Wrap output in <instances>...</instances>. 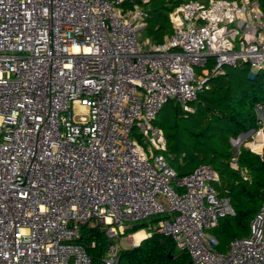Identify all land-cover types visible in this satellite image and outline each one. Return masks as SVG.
<instances>
[{
    "label": "built area",
    "instance_id": "obj_1",
    "mask_svg": "<svg viewBox=\"0 0 264 264\" xmlns=\"http://www.w3.org/2000/svg\"><path fill=\"white\" fill-rule=\"evenodd\" d=\"M127 2L0 0V264H91L77 243L82 223L104 231L101 262L115 264L114 240L158 215V233L192 264H264V197L248 237L218 252L205 231L233 210L210 184L217 173L202 164L180 176L130 138L135 126L165 151L153 122L169 98L188 112L225 66L264 70V14L256 0H188L155 44L140 40L144 8ZM255 110L248 148L260 154L264 104Z\"/></svg>",
    "mask_w": 264,
    "mask_h": 264
},
{
    "label": "trees",
    "instance_id": "obj_2",
    "mask_svg": "<svg viewBox=\"0 0 264 264\" xmlns=\"http://www.w3.org/2000/svg\"><path fill=\"white\" fill-rule=\"evenodd\" d=\"M134 1L132 0V2ZM143 1L145 0L138 1L137 4L147 5L151 2V0ZM177 1L168 0L160 7L161 9L156 7L145 11L147 13L146 34L151 35L153 43L160 44L165 37L171 36L167 29V25H170L169 13ZM256 1L264 14V0ZM225 76L226 73L208 77L205 84L196 92L197 95L198 92L214 89L219 92V101L222 105L218 116L222 122V133L220 131L213 136L218 144L221 141V134L223 135L225 148L221 155L224 169L213 170L218 175L219 187L223 189L222 193H216L219 197L229 201L233 215L225 216L215 227L209 229L212 231L210 236L217 243L215 249L219 245L218 237L229 232L231 221L239 226L249 225L264 197V144L260 154H256L243 146L236 151L229 142L230 139L236 140L240 135L247 134L249 131L255 132L259 127L255 108L257 104H264V70L256 71L253 78L246 77L242 84L233 79H222L216 82L214 87H209L208 84L211 80ZM196 95L193 100L196 99ZM183 112L191 114L192 109ZM262 133L264 139V127ZM202 142L203 145H206L205 141ZM232 158H235L237 169L231 167ZM241 170L246 175H243ZM162 218H164L162 215L151 216L133 223L131 228L125 231L124 236L139 232V230H145L146 233H150V236L142 240L137 246L120 249L118 261L115 264H192L186 252L178 251L170 238L158 233V222ZM79 234L77 243L86 249L91 264H103L101 257L110 242L104 231L96 225L82 223L79 226ZM92 243L94 246L91 245Z\"/></svg>",
    "mask_w": 264,
    "mask_h": 264
},
{
    "label": "rangeland",
    "instance_id": "obj_3",
    "mask_svg": "<svg viewBox=\"0 0 264 264\" xmlns=\"http://www.w3.org/2000/svg\"><path fill=\"white\" fill-rule=\"evenodd\" d=\"M138 1L141 0L127 2L121 7L130 9L133 4H137ZM165 1L168 2V0H151L147 5H137L144 8L145 11H148L156 7L157 9H161L160 7L165 4ZM185 1L188 0H178L176 5ZM198 1L203 3L206 2V0ZM167 26L168 31L172 34L171 26L169 24ZM146 33L145 28L140 36V40L148 38L152 42L151 35ZM212 67L213 63L209 60L204 68L211 71ZM204 68L194 67V75L198 76ZM255 72L256 69L249 64H240L238 67L225 66L223 73H226V76L223 78H215L211 80L208 85L209 87H214V84L222 79H233L242 84L244 79L248 77L249 73ZM219 97V92L214 89L198 92L196 99L188 103V106L192 109L191 114L184 113L182 105L176 100L169 98L162 105L153 122V125L159 128L164 136L166 150L163 152L155 151L153 146L149 143H144L139 129L135 126L131 127L130 138L136 140L142 145L145 152L152 149L153 155L161 154L165 158L167 164L179 175L190 174L202 163L208 164L214 170H222L224 169V165L222 163L223 157L221 153L225 148L223 135L221 134V141L218 144L213 136L215 133H220V131L222 133V122L218 117L222 108ZM246 140L248 141L247 143ZM202 141H205L206 145H203ZM252 141L253 136L251 131L247 134L240 135L236 140H229L236 151H238L241 146L248 148L251 147V145H255ZM210 184L217 193L223 192V189L219 187L218 181L211 182ZM205 232L207 235L212 233L209 229ZM248 235V224L239 226L231 221L229 232L221 234L218 237L219 245L216 249L219 252L226 253L231 241L246 238ZM125 237L114 240L115 243H118L121 249L132 247L130 240H126Z\"/></svg>",
    "mask_w": 264,
    "mask_h": 264
},
{
    "label": "bare ground",
    "instance_id": "obj_4",
    "mask_svg": "<svg viewBox=\"0 0 264 264\" xmlns=\"http://www.w3.org/2000/svg\"><path fill=\"white\" fill-rule=\"evenodd\" d=\"M253 149H256V148H253ZM257 149H259V148H257ZM144 237H145V233L143 231H139V232H136L135 234H133L130 239L132 240L133 244L137 245L142 240H144Z\"/></svg>",
    "mask_w": 264,
    "mask_h": 264
},
{
    "label": "water",
    "instance_id": "obj_5",
    "mask_svg": "<svg viewBox=\"0 0 264 264\" xmlns=\"http://www.w3.org/2000/svg\"><path fill=\"white\" fill-rule=\"evenodd\" d=\"M254 75H255V73H249L248 77H249V78H253ZM251 132H252V131H251Z\"/></svg>",
    "mask_w": 264,
    "mask_h": 264
},
{
    "label": "crops",
    "instance_id": "obj_6",
    "mask_svg": "<svg viewBox=\"0 0 264 264\" xmlns=\"http://www.w3.org/2000/svg\"><path fill=\"white\" fill-rule=\"evenodd\" d=\"M145 238V237H144Z\"/></svg>",
    "mask_w": 264,
    "mask_h": 264
}]
</instances>
